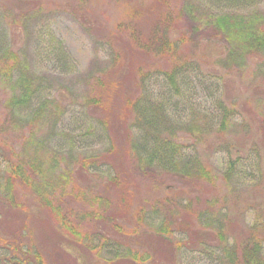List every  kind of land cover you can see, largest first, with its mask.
<instances>
[{
	"label": "rangeland",
	"instance_id": "1",
	"mask_svg": "<svg viewBox=\"0 0 264 264\" xmlns=\"http://www.w3.org/2000/svg\"><path fill=\"white\" fill-rule=\"evenodd\" d=\"M248 2L0 0V54L8 48L15 51L27 65L26 74L39 82L38 91L30 101L16 100L10 105L12 90L20 87L23 73L16 68L14 73L4 76L1 72L4 62L0 60V153L15 151L21 158H33L41 166L43 180L55 185L51 191L47 187L49 197L52 200L58 197L55 199L57 202L61 197L62 212L77 221L84 231L81 240L70 234L55 220L52 207L42 205L33 195L32 188L25 186L19 188V194L33 219H29L27 224H21V220L16 222V209L4 204L3 189L0 188V235L3 236L0 238V264H18V255L28 245L43 254L45 264H128V260L113 263L108 258H112L118 249L125 251L127 243L124 241L129 239L132 247L146 244L143 247L151 250V256L154 257V251L158 260L168 264H232L225 243H221L223 239L220 241L214 237L201 247L172 251L147 236L156 230L163 218H170L167 206L158 202L168 197L173 199L171 203L175 202L173 213L179 216H175L179 221L183 217L190 218L191 226L214 234L219 229L223 230L228 237L224 242L231 248L236 241L242 243L258 237L261 240L259 256H264V58L247 54L239 67L230 61L227 38L212 30L214 17L229 13L237 17L251 16L264 12V0ZM176 7L182 16L179 25L172 26L171 36H180L182 30L185 32V37L178 39L179 49L183 57L192 58L195 68L192 74L196 75V80L192 79L191 86H184L176 73L168 81L163 71H156L147 80L152 87L149 84L147 88L157 90V101L160 98L166 103L170 93L179 98L184 111L180 115L184 118V127L191 125L188 134L184 131L187 138H184L186 152L183 160L198 156L215 173L214 182L199 183L184 174L168 171L145 174L139 168L136 155L129 153L125 157L126 152L122 154L119 151L117 158L113 159L114 166L120 173L126 170L128 175L120 186L109 184L108 163L99 160L90 167H81L82 156L104 152L108 147L107 133L97 120L96 112H89L84 104L85 81L89 74L104 67L110 68L114 63V59L110 63L113 46L117 61L113 64L111 78L119 89L125 80L129 82L126 87L128 93L136 90L134 80L129 81L126 75L120 77L119 69L128 71L139 64L143 65V70L170 65L166 62L168 58L163 60L158 55L149 60L146 53L136 52L133 33L140 29L145 34L152 26L156 27L159 19L168 16L169 9ZM223 19L225 23L222 22L228 26L227 18L223 16ZM122 21L125 25L119 28ZM233 50L232 56L236 53ZM217 70L224 76L222 95L221 89L217 88L218 82L209 76L210 71ZM118 88L112 89L106 100L108 105L102 110L113 129L122 127L124 116ZM218 95L220 99L223 96L226 104L239 108L234 112V129L224 133L227 137L224 141L219 137L221 134L214 131L198 135L199 130L191 121L199 118L204 124L214 123L219 117L217 104L221 100ZM57 101L61 102L60 106H57ZM42 105L43 110L38 113ZM244 122H247L249 130ZM228 140L242 145L241 153L245 155L255 143L259 153L251 151L245 160V155L240 158L238 171L230 177L225 174L230 156L225 149ZM1 164L5 167L4 162ZM158 176L164 177V184L156 183ZM104 196L114 203L105 204ZM144 196L152 204L147 203L149 214L146 220L138 222L134 211ZM177 203L179 207L175 206ZM185 206L189 207L188 212L183 208ZM104 213L123 215V221L129 223L132 237L120 240L123 234L114 230V239L107 241L102 235L104 229L111 232L114 228L110 230ZM137 225L139 228L133 230ZM52 228L56 229L58 237L51 232ZM182 233L176 231L169 238L174 249L177 248L175 240L182 239ZM18 245L22 248L18 249ZM107 246L114 251L102 249ZM237 264L248 263L240 257Z\"/></svg>",
	"mask_w": 264,
	"mask_h": 264
},
{
	"label": "trees",
	"instance_id": "2",
	"mask_svg": "<svg viewBox=\"0 0 264 264\" xmlns=\"http://www.w3.org/2000/svg\"><path fill=\"white\" fill-rule=\"evenodd\" d=\"M238 2L247 3L248 0H238ZM167 12L168 16H165L163 19H159L156 27L152 26V28L146 30L145 34L141 33L140 29L135 30L133 33V42L136 52H143V54L146 53L149 60L155 59V56L158 55L162 56L164 58L163 60L168 58L166 62L170 65H161L157 66L158 68L152 67L150 69L143 70V65L139 64L137 68L136 66H132V68L128 71H124V68L119 69L121 71L120 77L126 75V79H129V81L131 79L134 80L136 90L128 93L126 87L129 85V82L125 80L124 85L121 89H119L116 82L111 78L110 73L114 72V69H112L113 64L117 61V54L115 56L116 52L114 46L112 45L113 53L110 63L113 59L114 63H112L108 69L107 67H104L96 73L89 74L85 81L86 89L85 94H83L85 95L84 104L89 112H96L97 120H99L101 125H103L105 134L107 133L108 147L104 152L90 156H82L84 158L80 160L81 167H90L92 164H96L99 160L108 163L109 174L107 177H109V180L107 181L109 184H119L120 186L124 183L123 181L128 175L126 170L123 171V173H120V171L116 170V167L114 166L113 159L115 160L117 158L116 155L119 154V151L122 154L126 152L125 157L129 153L136 155L139 168L145 174H148L149 172L155 173L156 171H168L177 174H184L199 183L214 182L215 173L212 169H210V166L202 159L198 158V156L190 160H183L186 152L184 138H187L184 131L188 134V130L191 125H189L188 128L184 127V118L180 116L184 111H182V108L180 107L181 101H179V98L172 96L170 93L166 103L160 100V98L159 101H157V90L147 88L149 84L150 87H152L151 82L147 83V80L151 79L152 76H154L153 73H156V71H163L162 73L168 81H170V77L176 73L178 80H180V84H184V86H186V84L187 86H191L192 79L196 78V75L192 74L195 70L192 64V58L183 57V53L179 49L178 39L179 37L180 39L184 38L185 32L182 30L180 36H171L173 29L172 26L175 27L179 25V18L182 16V12L177 7L176 9L171 8ZM223 16L227 18L228 26L224 24L225 20L223 19ZM238 17L236 14L232 13L214 17L212 21L214 27H212V30H215L217 34H223L227 38L230 44V61L237 63L240 67L242 66L240 63L244 62L247 54L256 55L262 59L264 58V12L255 13L251 16L243 15ZM124 25L125 22L122 21L118 26L119 28H122ZM144 35L145 37H143ZM129 43L131 44L130 41ZM233 49H235L236 53L232 56V53L234 52ZM0 60L4 62V64L1 65V72H3L2 74H4V76H7L11 72L14 73L16 68L21 69L23 73L20 77V87H16V89H14L15 91L12 90L13 92L9 98V104H15L16 100H22L25 102L30 101L38 91L39 82L31 79L26 74L27 65H25L21 61L18 54L10 48L0 54ZM209 76L218 82L217 88L218 90L221 89L222 95L223 74L217 70L210 71ZM114 84H116V86ZM113 86L118 88V97H121L123 100L122 108H124V116L121 121L122 127H116L114 129L110 126V121L102 114V110H104L105 106L108 105L106 100L112 92V89L114 88ZM218 98L221 100V102L219 101L217 104L219 117L216 118L214 123L207 125V123L204 124L199 118L191 121L195 122L193 126L199 130L198 135L203 136V134L214 131L217 132V134H221L219 137H222V141H224V139L227 138L224 133L228 130L230 131L234 129L232 126L234 124L233 119L236 117L235 110L239 108L233 104L232 106L226 104L222 100L223 96L220 99L218 95ZM57 103V106L61 105L60 101H57ZM42 110L43 105L39 108L38 113H41ZM246 123L244 122V126L249 130L250 128H248ZM181 128L184 130H180ZM192 136L198 139L195 135H191V137ZM190 142V144L195 145L193 141ZM225 145L227 146L225 149H227L228 153H230L225 174L227 177H230L229 175L238 171L239 167H237V163L245 154L241 153L242 145L240 144H236L228 140ZM251 151L258 153L255 143L252 144V148L246 153L247 155L244 156V160ZM11 154L6 151H2L0 153V188L3 189L5 197L3 198V200H5L4 204L11 205L10 207H14L16 209L14 210L15 221L18 222V220H21V224H27L29 219H33L32 216L28 215V207L22 199V196L19 194V188L21 186H25L27 189L28 187H31L33 195L36 199H39L42 205L52 207L51 211L53 212L55 220L64 225L69 230L70 234L81 240L84 231L80 228L77 221L71 219L66 213L64 214L62 212L63 201L61 197H59L58 202L55 200L58 197H55L54 200L49 197L47 187L51 191L55 185H50L46 180H43L41 166L31 157L21 158L20 156H17L18 153H15V151H12ZM2 162L5 163V167H2ZM151 169L154 171H151ZM155 181L156 183L159 182V184H162L165 180L163 176H158ZM261 182L262 179L260 183ZM61 185L65 186L63 182ZM99 199H101V197ZM103 201L107 205H112L114 203V201L108 196H104ZM170 201H173V199L169 197L167 200H165V198L159 199V204L164 203L167 206L168 211L170 212V218L162 219V221L155 228L156 230L149 233L150 235H147L150 239H156V242L159 241L158 244H163L165 247L175 251L184 247H201L202 245L211 242V240L215 237L220 239V241L223 239L221 243H225L224 246L227 249V254L232 264H237L240 257L244 263L264 264V256H259V253L261 252V240H259L258 237H256V239H254V237L246 239L242 241V243L240 241H236V243L234 242V248H231L230 245L224 242L226 239L228 241V237H225V232L223 230L219 229L214 234L212 232L204 231L198 227L194 228L191 226L192 222H190V218L180 217L182 220L179 221L175 217L177 215H174L173 213V205L175 202L171 203ZM147 203L152 204V202H147L146 197L144 196L137 206L138 208L134 211L136 214L135 218H137L138 222L145 221L149 214ZM175 206L179 207L180 205L177 203ZM183 208H185L186 212L189 211L188 206ZM95 210L99 211L98 209ZM104 216V218H108L110 230L112 227L114 228L111 232H106L107 230L104 229L102 235L105 239H107V241L114 239L112 237V231L114 230L123 234L120 240L127 238L126 236L132 237L133 233L130 232L131 228L129 227V223L123 221V215L120 217L115 213H112V215L104 213ZM200 218L201 215L199 216V219ZM45 222L50 224L47 221ZM138 228L139 227L137 225L133 230H137ZM50 230L58 237V234L55 232L56 229L54 230L52 228ZM176 231L183 232L182 234L184 236L182 239L175 240V246L177 248L174 249V244L169 238H171L173 236L172 234ZM135 235H137V233ZM2 237L3 236L0 235V238ZM130 240L131 239L124 241V243H127L125 251L118 249V251L114 252L115 254L111 256L112 258L109 257L108 259H110L113 263L118 260H128V264H168L167 262L158 260L154 251V257L151 256V250L143 247V245L146 244L135 245L132 247ZM170 246H173V248H170ZM10 247H12V245H10ZM17 247L18 249L22 248L19 245ZM31 248L32 247L28 245V248L24 250L23 253L21 252V254H17L18 264H45L43 254L40 251L38 252L36 250H32ZM102 249H108L110 252L114 251L113 249H109L108 246ZM171 250H169L171 256L170 258L173 260L174 257Z\"/></svg>",
	"mask_w": 264,
	"mask_h": 264
}]
</instances>
